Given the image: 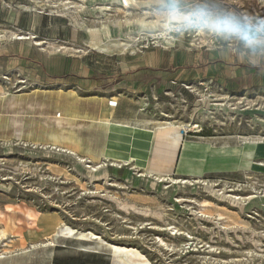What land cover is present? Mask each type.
<instances>
[{"label": "rangeland", "instance_id": "1", "mask_svg": "<svg viewBox=\"0 0 264 264\" xmlns=\"http://www.w3.org/2000/svg\"><path fill=\"white\" fill-rule=\"evenodd\" d=\"M38 1L0 0V230L6 233L0 240V264H112L114 245L136 250L151 264H264V90L217 92L213 84L196 80L181 84L183 96L162 100L153 116L158 121L152 124H171L180 139L168 140L164 129L155 136L150 170L167 180L153 189L148 182L154 176L142 167L94 159L99 153L96 149L78 156L49 146L14 142L13 138L29 129L37 134L47 126L53 133L52 119L43 117L45 109L54 113L56 104L64 102L48 97L55 92L46 91L57 89V79L63 75L59 76V65L49 70L50 63L96 54L85 45L87 36L82 30L72 34L70 19L78 18L92 28L111 18L110 12L101 14L98 8L102 6L95 7L88 0H50L63 1L69 8L53 6L52 12L40 8L35 4ZM203 1L202 7L185 10L191 12L187 20L171 24L172 45L164 47L151 37L142 38L133 54L113 53L109 59L151 56L153 52L167 58L172 52L180 57L177 67L184 69L183 58L188 54L264 48L261 34L256 33L259 29L264 32V0H241V4ZM3 3L10 5L9 12ZM151 5L144 11H164L162 5ZM76 9L81 11L76 13ZM196 10L216 19L235 13L236 23L249 31L244 35L224 32L220 34L223 43L217 38L214 47L202 38L205 45L200 47L193 34L201 23ZM31 12H39V18L31 17ZM33 19L38 22L35 29ZM14 32L31 35L44 51L33 43L27 46L22 40H12ZM249 32L254 39L246 41ZM214 33L203 35L215 43ZM205 98L211 104L227 102L228 107L207 110ZM112 100L114 106L116 99ZM53 116L58 118V113ZM99 134L83 138L99 147ZM252 143L256 146L247 148ZM87 166L91 167L89 173ZM169 179L179 181L181 187ZM28 212L38 219L31 222ZM160 213L162 221L156 217ZM60 221L74 236L51 238ZM5 229L17 237L7 236Z\"/></svg>", "mask_w": 264, "mask_h": 264}, {"label": "crops", "instance_id": "2", "mask_svg": "<svg viewBox=\"0 0 264 264\" xmlns=\"http://www.w3.org/2000/svg\"><path fill=\"white\" fill-rule=\"evenodd\" d=\"M91 51L96 54H83L78 59L61 58L50 63L49 70L54 64L59 65V76L63 75L57 79V89L46 91L55 92L48 97L64 102L54 108L58 118H53L50 108L45 109L43 117L52 119L53 133L42 126L37 134L30 129L24 131L21 137L13 138L14 142L49 146L78 156L83 151L96 149L99 151L93 156L96 159L129 160L128 163L133 162L135 166H148L155 150L152 123L158 121L153 116L159 104L164 103L162 100L168 102L181 93L183 96L181 84L199 80L204 85L213 84L217 92L226 93L264 90V48L261 46L244 53L220 50L202 56L188 54L183 58L187 66L184 69L177 67L180 57L172 52L166 54L167 58L153 52L151 56L143 54L113 61L109 58L114 54ZM112 99H116L114 106ZM105 118L109 119V126L102 123ZM97 133H101L100 146L92 147L83 136Z\"/></svg>", "mask_w": 264, "mask_h": 264}, {"label": "bare ground", "instance_id": "3", "mask_svg": "<svg viewBox=\"0 0 264 264\" xmlns=\"http://www.w3.org/2000/svg\"><path fill=\"white\" fill-rule=\"evenodd\" d=\"M88 1L95 7L98 6L97 4L102 6V7L98 8L99 12L101 14H104L105 12H110L111 18L109 17L108 22H106V23L102 22V24L100 23L101 24L100 26L92 27V28H90L91 26L89 28L86 27L85 26L86 24L84 25V23L81 22L80 20H78V18H73V19L71 18L70 19V23H71V26H72V34H76L77 31L82 30L87 36V38L85 40V45L88 48H90L92 50H96L97 52H100V53H103V54H109V55H111L113 53L123 54L125 52H129V53L133 54L136 51V48L138 47L137 45H138V42L140 41V39H142V38L146 39L148 37H151L153 40H155L154 43H159V44L163 45L164 47H167L168 45H172L175 40L169 34L170 28H171L170 27L171 24H173L175 22L176 23H181V22H184L185 20H187V18H189V14L191 12L189 14H187L186 13L187 11L185 12V10H189L192 7L196 6V5H198L196 7H202V6H199V5H201L202 2H204L203 0H88ZM233 2H234V0H233ZM235 2L237 4H241V0H237V1L235 0ZM260 2H261V0H260ZM35 4L39 5L40 8H43L44 11H45L46 8L49 9V12L53 11V6L54 7H61L62 9L64 8L65 10L69 9L68 7L65 6L63 1L53 2V1H50V0H40L38 2H35ZM151 4L162 5L163 8H164V11H162V12H153V13H150V12L148 13L147 11L145 12L144 8L150 6ZM7 5H5L3 3V8H6L7 12H9L11 7L9 8L10 5L9 6H7ZM105 5H110V6L106 7ZM76 8H78V6ZM95 9L93 11H95ZM169 9H172V10L169 11ZM81 10H82V7H81ZM81 10L80 9H76L75 12L79 13ZM183 10H184V12L182 13L181 11H183ZM56 12H54V13H56ZM30 14H32V12ZM39 14H40L39 12H35L34 14L31 15V17L35 16V18H39ZM71 14H72V12H71ZM149 16H151L150 19H149ZM197 19H199V18H197ZM97 20H99V19H97ZM37 23H38L37 20L33 19L32 29H35ZM94 24H95V22H94ZM178 28H180V27H178ZM210 29H211L212 32H218L219 31L217 26H211ZM12 34H13L12 36L14 37L12 40H14V41H16V40L17 41H21L22 40L23 41L22 44L23 45H27V46H30L33 43V45L39 47L42 52L44 51V49H42V45L40 43H37L36 41H34L35 39L31 35H29V37H26L25 36L26 33H22V32H20V33L19 32H17V33L14 32ZM16 34H23V36L19 37ZM27 34H32V33H27ZM199 35H202V34H199ZM178 41L181 43L180 39ZM208 45H209V47H211V46L213 47L215 45V43H213V41H212V38H211L210 41H208ZM169 47H171V46H169ZM73 48H75V47L73 46ZM138 49H139V47H138ZM51 51H54V50H51ZM61 52H62V50H61ZM205 103H206V109L207 110H209V109H214V110L222 109V110H224L225 107H228L226 105L227 102L225 104H223V105H221V104H211V101L206 99V98H205ZM132 119H133V117H132ZM132 119H131V121H132ZM102 123L108 124L109 123V119L105 118L102 121ZM108 126H109V124H108ZM160 129H164V131H168V134H167L168 140L172 141V138H174V140L176 139V141H178L180 139L179 138L180 135H178V133L175 131L174 127L171 124H169V125H165L163 123L154 124L152 126V128H151V131H152L151 135H153V137L155 138V136L158 134ZM254 141H255V139H254ZM246 146H247V148H250L251 146L252 147L256 146V144L252 143V144L246 145ZM94 159H96V158H94ZM111 162L114 165H118L121 162L128 163L129 160L110 161V163ZM91 166H93V165H91ZM139 167H142L146 173L154 176L148 182V187L150 189H153L157 184H162L164 179H166L165 175H155L154 173H152V171L150 170V164L148 166L146 164L140 165ZM90 169H91V167L87 166L85 170L87 171V173H89L91 171ZM146 179H147V177H146ZM169 181H170V183L172 185H176L178 188L181 187L182 183H180L179 181H173V180H170V179H169ZM249 199H251V197ZM163 213L165 214V212H163ZM26 215H27L28 219L31 222H35L36 219H38L35 214H32L30 212H28ZM156 215H157L156 217L160 221H162L164 219L163 215L161 213L160 214H156ZM163 223H164V221H163ZM165 224H167V220H166ZM36 225H37V223L35 224V226ZM168 227H170V226H168ZM2 231H4V229L0 230V240H1V238L5 237V235H6V233H4ZM5 231L8 232L7 236H8V234H10L12 237H17L8 229H5ZM179 232H181V231H179ZM56 236H69L70 237V236H74V234H73L72 229H70L69 227L65 226V224H63L62 221H60V222H58L57 224L54 225L53 231L51 232V238L52 239L56 238ZM77 236L82 237V238H88V236H85V235H77ZM20 246L22 247V244H20ZM97 246H99V245H97ZM11 247H12V245H11ZM34 247H36L35 244L32 245V248H34ZM123 247L115 246V245L112 247V255H113L112 264H151V263H149L147 261V259H145V257L141 256L142 254H139L136 250H129V249L123 248ZM43 249H45V248H43ZM46 249H47V247H46ZM3 250H5V249H3ZM21 250H24V248H22ZM44 252H45V250H44ZM110 252H111V250H110ZM16 257H17V255H16ZM15 264H16V262H15Z\"/></svg>", "mask_w": 264, "mask_h": 264}, {"label": "built area", "instance_id": "4", "mask_svg": "<svg viewBox=\"0 0 264 264\" xmlns=\"http://www.w3.org/2000/svg\"><path fill=\"white\" fill-rule=\"evenodd\" d=\"M264 13V12H263ZM200 15V14H199ZM198 15V16H199ZM236 14L234 13V16L233 17H230V19L234 20L236 22V19L235 18ZM189 17H190V14H189ZM214 18L216 19V17L214 16ZM213 17H206L205 15H200V21H201V24L199 25L198 29H195L194 30V33L193 34H196V37H198L196 39V45H199L200 47H203L201 46L202 44L205 45V41L202 40V38H205L206 40L209 39V41L211 40V37H209V35H203V34H213L214 32L211 31V25H210V21H212L214 19ZM218 20V19H217ZM190 29V28H189ZM219 29V28H218ZM185 32V31H184ZM256 33H260L261 34V37H262V40L264 41V32H261V30H257ZM199 34H202V35H199ZM214 34H217L216 36V39H214L215 41V45L216 46L218 43H217V38L219 40H221V42L223 43V39L221 37L220 34H225L224 31H218V32H215ZM213 46V47H214Z\"/></svg>", "mask_w": 264, "mask_h": 264}, {"label": "clouds", "instance_id": "5", "mask_svg": "<svg viewBox=\"0 0 264 264\" xmlns=\"http://www.w3.org/2000/svg\"><path fill=\"white\" fill-rule=\"evenodd\" d=\"M171 10L172 9H169V11H171ZM203 11L204 10H196L195 14H199ZM210 25L211 26H217L220 31H224V32H228V33L240 32L242 35H244L246 31H249L248 29H245L244 26L236 23L234 20L227 18V17H222L218 20L213 19L212 21H210ZM256 27H260V25H257ZM244 38L246 41L254 39V37H252L250 35V32L248 35H245Z\"/></svg>", "mask_w": 264, "mask_h": 264}]
</instances>
